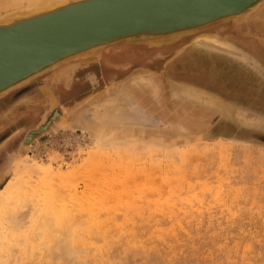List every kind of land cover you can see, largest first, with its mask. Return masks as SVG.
<instances>
[{"label":"rangeland","instance_id":"obj_1","mask_svg":"<svg viewBox=\"0 0 264 264\" xmlns=\"http://www.w3.org/2000/svg\"><path fill=\"white\" fill-rule=\"evenodd\" d=\"M212 31L234 51L195 36L124 45L122 61L54 89L55 103L41 91L59 66L0 96V188L26 156L63 173L57 198L46 190L14 213L52 198L37 230L0 224V264H264V3ZM121 102L148 120L97 138L96 111Z\"/></svg>","mask_w":264,"mask_h":264},{"label":"water","instance_id":"obj_2","mask_svg":"<svg viewBox=\"0 0 264 264\" xmlns=\"http://www.w3.org/2000/svg\"><path fill=\"white\" fill-rule=\"evenodd\" d=\"M262 3L264 0H69L40 12L19 13L0 23V96L56 66L74 67L65 87L51 77L55 70L50 73L42 88L50 89L54 97V89H70L81 72L96 74L122 61L125 53L116 51L119 46L156 47L193 36L219 37L213 29L241 21ZM80 51L85 52L76 55ZM56 116H61L58 109L46 124L27 134L25 143L47 131Z\"/></svg>","mask_w":264,"mask_h":264},{"label":"bare ground","instance_id":"obj_3","mask_svg":"<svg viewBox=\"0 0 264 264\" xmlns=\"http://www.w3.org/2000/svg\"><path fill=\"white\" fill-rule=\"evenodd\" d=\"M11 1L21 2L22 0H11ZM66 1L69 0H28V2L30 3L23 8H19L18 11L14 12L13 10V11H8L4 14H0V23H5L10 21L12 18L18 16L19 13L28 14V13L40 12L46 9H51L57 5L64 4ZM197 42H199V44L209 43L214 46L225 48L224 50L228 49L230 51H234L228 42L222 41L221 39H218V37L215 36L209 35L206 37H199L197 39ZM85 51H80L76 53V55L81 54L82 52ZM65 69L67 71L69 68L65 67ZM108 92H105V94H108ZM192 94H195L194 90L192 91ZM130 95L131 94L127 92V93H123V95L121 96H124L127 100L130 101L135 98V96L132 95L130 96ZM100 96H103L102 93L100 94ZM189 96H191L190 93ZM108 104H110V106ZM108 104L107 105L109 107L107 106L104 109L103 107H105L106 105L103 106L102 107L103 109H98L94 115L98 120V122L97 125H95V127H93L92 129L95 128V135L97 136V138H100L102 136L104 137L107 134L111 135L115 130L114 127L116 125L114 124L115 121L118 120L123 121L122 119H125L130 122L131 120L132 121L134 120V122L136 120H141V121L143 119L148 120L145 112H143L141 109L135 108L130 103H127L128 105H124V104L122 105V102L119 103L120 105L119 104L116 105V103L115 104L108 103ZM123 106L126 107V109ZM106 121L112 122L109 127L106 126L105 123ZM91 125L93 126V124ZM22 162H23L22 167H19L18 171L15 168L12 169V167L8 169L7 174L10 175V177L13 175V177H11L7 181L6 185L0 188V224H3L4 222L8 223L9 228H11V232L14 230H18L22 226L21 229H23L25 232L30 233L32 229L34 231L37 230V227L40 225L41 220L44 219L45 217L47 218L46 214L47 215L51 213L53 214L54 210H55L54 212L58 211L57 205L51 202L52 198H49L50 201L48 202H47L48 198H46L41 204L38 203V206L31 207L30 209L33 213V215L31 216L27 215L24 212H21L20 215H14V213L28 206V201L34 199L33 197H41L43 192H45L46 190H50L49 191L50 197H53V199L57 198L56 196L57 192L53 189L54 186H52L50 181L53 178L55 179L59 178L60 180H63V173H59V174L55 173L53 168L50 166L47 168H43L38 162L34 161L33 158L31 159L30 156H26V159ZM29 219H33L31 224L32 227L34 226V228L32 229L23 228L25 224V220H29ZM2 234L3 232H0V235Z\"/></svg>","mask_w":264,"mask_h":264},{"label":"crops","instance_id":"obj_4","mask_svg":"<svg viewBox=\"0 0 264 264\" xmlns=\"http://www.w3.org/2000/svg\"><path fill=\"white\" fill-rule=\"evenodd\" d=\"M24 6H25V3L23 2V0L21 2H17V1L11 2L10 0H0V7H1L0 14H4L5 12L12 11L13 9L23 8Z\"/></svg>","mask_w":264,"mask_h":264},{"label":"flooded vegetation","instance_id":"obj_5","mask_svg":"<svg viewBox=\"0 0 264 264\" xmlns=\"http://www.w3.org/2000/svg\"><path fill=\"white\" fill-rule=\"evenodd\" d=\"M63 67H65V66L63 65V66L60 67L59 69H61V68H63ZM68 68H69V69H68L67 71H66V69L63 71V74L61 75L62 77H64L65 75H67L69 72L71 73V72L73 71V70L71 71V69H72L73 67H72L71 69H70V67H68ZM59 69H58V70H59ZM58 70H57V71H58ZM55 73H56V70H55L54 74H55ZM69 75H70V74H69ZM51 77H53V76H51ZM58 79H60V77H58ZM96 84H97V82H96ZM64 87H65V86H64ZM41 92H42V97H44V96L46 97V96H47L46 98H47L49 101H50V99H52V102H50V104L55 103V102H54V97H53L52 93L50 92V89H49V90L42 89ZM48 100H47V101H48Z\"/></svg>","mask_w":264,"mask_h":264}]
</instances>
